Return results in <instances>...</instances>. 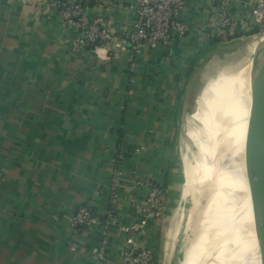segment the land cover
<instances>
[{
  "label": "crops",
  "instance_id": "0c3cea01",
  "mask_svg": "<svg viewBox=\"0 0 264 264\" xmlns=\"http://www.w3.org/2000/svg\"><path fill=\"white\" fill-rule=\"evenodd\" d=\"M85 1L89 17L127 46L135 0ZM213 10L208 0H190L186 37L157 52L127 51L116 59L105 47H79L78 27L47 0H0V264H126L128 235L118 224L138 222L131 199L141 202L148 194L132 186L134 175L168 192L163 216L137 242L154 251L153 264H174L181 173L185 168L190 185L196 162H189L190 153L180 162L185 114L196 94L193 126L207 91L202 72L215 64L233 71L252 54L250 37L238 30L219 37L202 32ZM117 149L125 152L127 185L118 224L104 241L102 226L74 227L73 217L89 200L94 214L106 217ZM103 244L100 261L94 250Z\"/></svg>",
  "mask_w": 264,
  "mask_h": 264
},
{
  "label": "built area",
  "instance_id": "2783aa9c",
  "mask_svg": "<svg viewBox=\"0 0 264 264\" xmlns=\"http://www.w3.org/2000/svg\"><path fill=\"white\" fill-rule=\"evenodd\" d=\"M29 1V0H27ZM190 0H135L129 10L133 16V30L127 36V46L115 31L89 17L85 0H47L50 9L60 13L63 20L74 24L79 29L77 37L81 48L97 49L105 47L110 57L120 59L129 51L133 56H141L144 52H157L167 48L173 39H182L191 32V25L184 19V10ZM213 10L209 24L202 27V32L210 37L226 36L227 33L240 31L243 35L264 37V0H208ZM240 4V6H238ZM260 37V38H261ZM113 54V56H112ZM55 110V108L49 107ZM125 152L117 149L113 159L115 169L111 179L110 206L106 217L101 219L93 212V204L89 200L81 205L73 217V226L103 227V239L109 233V227L118 224L117 205L121 191L127 185L122 170ZM132 186L148 189L146 198L138 202L131 199L132 206L141 213V219L132 224H118L121 232L126 233L129 248L123 255L126 264H153L154 251L138 244L136 237L146 234L148 224L160 219L167 206L168 192L157 183L143 181L136 175L132 177ZM103 241V242H104ZM105 245L94 250L100 261L104 258Z\"/></svg>",
  "mask_w": 264,
  "mask_h": 264
},
{
  "label": "bare ground",
  "instance_id": "6f19581e",
  "mask_svg": "<svg viewBox=\"0 0 264 264\" xmlns=\"http://www.w3.org/2000/svg\"><path fill=\"white\" fill-rule=\"evenodd\" d=\"M263 56L264 52L260 58ZM247 62L249 66L251 63L253 66V60ZM237 87L239 88L234 89L231 94V100L234 101L232 105L236 109L233 131L237 136H241L242 128L245 127L244 119L247 120L245 115L248 114L250 95L245 94V89ZM195 99L196 94L194 106ZM193 112L194 109L192 112H186L184 127L188 126ZM248 132L245 133L244 139L236 142L233 156L222 163L220 158L226 150L224 147L215 148L218 147L215 146L216 136L214 141L210 142L214 146L208 143L203 147L197 166L190 175V183L200 194L205 191L206 201L200 205L202 195H199L195 202L193 214L188 219V225L192 230L195 229L194 243L189 250L182 253L180 264H264V253L260 250L264 247V221L258 195V171L255 159L251 160L249 155L253 144L249 134L251 132ZM230 222L236 224L237 231L235 230L234 237L228 240L225 236Z\"/></svg>",
  "mask_w": 264,
  "mask_h": 264
},
{
  "label": "rangeland",
  "instance_id": "374dc122",
  "mask_svg": "<svg viewBox=\"0 0 264 264\" xmlns=\"http://www.w3.org/2000/svg\"><path fill=\"white\" fill-rule=\"evenodd\" d=\"M260 37L261 36L259 35L258 36H255V35L246 36V38H249L247 39L248 40L247 42L252 43V48L251 47L249 48L250 54L254 52L257 46L259 45L262 46V44L264 45V37H261V38ZM244 63L237 64L235 68L233 69V71H229L228 69H225L223 71L219 67H217V65L215 64V66L212 65L210 67L212 70H210L209 72L208 71L202 72L201 80H203L204 76L208 74V77L204 81L205 88H203V89L207 88V91L206 92L203 91L200 94L199 103L196 107V113L194 114L195 121L193 123V126L184 127V134L181 137V141L179 145V149L181 153V160H180L181 163H183L184 155H188L190 153L189 162L196 161L195 166L193 167V169H195V167L197 166V160L200 158L202 154L203 147L207 145L208 143H209L208 145L212 144L210 142L212 140L214 141L215 136L217 137L216 138L217 143L215 144V146L218 145V147H215V148L220 149L221 147L222 148L224 147V149L226 150V152L224 153V156L220 158V162L222 163L225 160L229 159L231 156H233L234 150L236 147V142H239L240 140H242V138L244 139L246 137L245 133L248 132V129L250 130L249 132H251V129L249 126V110H248L247 115H245L244 113L245 118L247 117V120L244 119L245 129L242 128L243 131L242 130H241L242 132L240 131L241 136L239 135L237 136V133H234L233 131V127L235 126V123H236V121L233 119L235 118L234 114L236 113V109L232 105L234 101L231 100L233 96L231 94L234 93L233 92L234 89L237 90V88H239L237 86H240L241 88H243V90L245 89L244 90L246 91L245 94L248 93L250 95V88L253 82L252 77H253L254 71H253L252 63L250 64V66L248 65L249 62L247 63L244 62ZM201 80H198L195 89L198 90L199 87H201L202 85ZM193 109H194V102H191V105L189 106L188 110L192 111ZM251 135L250 137H252ZM220 140H221V144H219ZM212 145L214 146V144ZM180 167H181V172L184 169V171L181 173L183 177V182H182V188H181V195L179 198L181 201L179 213L183 215H182V227L178 235L179 237H177L179 246L177 247L178 252L174 255V261H175L174 264L181 263L182 253L186 250H189L194 243L193 235L195 233V229L192 230V227L188 225V219L193 214V211L195 208V202L196 200L199 199L198 196L202 195L200 205H203L206 201L205 191L203 190L204 193L200 194L199 190L193 189V186H191V183L189 185L188 181H186V178H185L186 169L183 168L182 165ZM231 223L232 222H230V224L228 225V228H227L228 232H227V235L225 236V238L228 240H231L234 237L233 235L235 233V230L237 229L236 224L234 223L231 224Z\"/></svg>",
  "mask_w": 264,
  "mask_h": 264
},
{
  "label": "water",
  "instance_id": "95a60500",
  "mask_svg": "<svg viewBox=\"0 0 264 264\" xmlns=\"http://www.w3.org/2000/svg\"><path fill=\"white\" fill-rule=\"evenodd\" d=\"M263 52L264 45H259L248 58V60H253L254 71L250 96L248 98V106L249 126L251 129L253 144V150L251 148L249 155L251 160L255 159L256 162L259 180L258 195L261 201L260 211L264 221V56L263 58H260ZM260 250L264 253V247L260 248Z\"/></svg>",
  "mask_w": 264,
  "mask_h": 264
}]
</instances>
